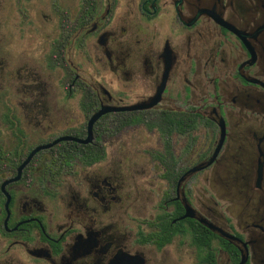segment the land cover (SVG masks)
<instances>
[{"label":"flooded vegetation","instance_id":"obj_1","mask_svg":"<svg viewBox=\"0 0 264 264\" xmlns=\"http://www.w3.org/2000/svg\"><path fill=\"white\" fill-rule=\"evenodd\" d=\"M37 1L55 24L48 51L39 31L38 55L64 81L46 102L26 63L21 91L35 101L0 113V264H175V240L196 264H264V0ZM151 99L18 171L38 147L85 140L101 107ZM140 132L155 137L146 163L165 185L154 205L123 151ZM185 206L204 223L181 218ZM191 222L207 243L192 244ZM173 231L162 246L146 240Z\"/></svg>","mask_w":264,"mask_h":264},{"label":"rangeland","instance_id":"obj_2","mask_svg":"<svg viewBox=\"0 0 264 264\" xmlns=\"http://www.w3.org/2000/svg\"><path fill=\"white\" fill-rule=\"evenodd\" d=\"M39 1L32 0L26 3L22 0H0V62L3 69L0 72V113L6 111H21V103H29L31 99L35 101V97H29L27 91H21V86L26 82V70H21L20 67L28 64V69L34 74L40 75V78L46 85V92L49 93L48 99H43L46 102L57 103L60 99L57 97L60 83L64 81L62 72L57 70L47 71L44 60L38 55L39 31L44 34V42L46 51L52 42V35L55 24L52 22V16L46 13L42 20L39 10ZM52 15V14H51ZM48 49V50H47ZM48 55L46 54V57ZM45 57V59H46ZM80 63V59H77ZM5 65V67H4ZM84 71V72H83ZM81 74L93 73L89 72L88 67H85ZM5 85V86H4ZM8 85V86H7ZM36 95L35 92H33ZM40 101V99H39ZM77 111V109H74ZM132 134V133H130ZM140 135L125 136L127 142L126 148L123 150L126 156L134 157L136 154V169L139 173L136 174V183L140 185L142 191L148 192L149 200L154 205L158 201V197L165 188L164 183L159 180V168L146 163L149 160L150 144L155 140V137L149 136L144 132ZM112 151H109L111 156ZM147 166L146 168H143ZM152 181V182H151ZM152 183V184H151ZM149 202V203H150ZM149 203L146 204V214H152L149 209ZM177 241L170 247L172 257L176 260L175 264H196V257L193 249L188 250V257L180 258Z\"/></svg>","mask_w":264,"mask_h":264},{"label":"water","instance_id":"obj_3","mask_svg":"<svg viewBox=\"0 0 264 264\" xmlns=\"http://www.w3.org/2000/svg\"><path fill=\"white\" fill-rule=\"evenodd\" d=\"M158 99H151L149 103L147 104H139V105H136V104H133V105H130V106H122V107H101L95 114H93L89 121H88V136L85 140H79V139H76V138H71V137H62V138H59L57 140H55L53 143L51 144H48L46 146H41V147H38L36 149H34L30 155L28 156V158L24 161V163L19 167L18 171L28 162V160L30 159V157L38 150L40 149H44V148H48L50 147L52 144H55L57 142H59L60 140H73V141H76V142H82V143H86L89 139H90V129H91V126L92 124L94 123V121L99 118L102 114H105L107 112H122V111H135V110H139V109H147V108H150L151 106H153L156 102H157ZM220 132L222 134L223 132V128H222V125L220 124ZM218 147L216 148V150L214 151L213 153V156H215L216 154V151H217ZM198 169H192L190 170L189 173H193V172H196ZM4 185V184H3ZM2 185V186H3ZM181 218H193L195 220H197L199 223L203 224L204 222L202 220H200L199 218H196L192 212V210L188 207V206H185V213L184 215L181 217ZM205 226L210 229L211 231H215L214 228H212L211 226L205 224ZM217 234L224 238L225 240L227 241H231L233 239H235L233 236L231 235H228V234H225V233H222V232H217ZM245 263V258L243 256L240 257V261L238 264H244Z\"/></svg>","mask_w":264,"mask_h":264},{"label":"trees","instance_id":"obj_4","mask_svg":"<svg viewBox=\"0 0 264 264\" xmlns=\"http://www.w3.org/2000/svg\"><path fill=\"white\" fill-rule=\"evenodd\" d=\"M199 226L196 225V223L191 222L189 224V232H190V239L192 240V244L196 247H199L201 244L207 243L208 238H203L202 236V232L198 229ZM178 231H173L171 235L165 236L164 238H159V237H148L146 238V240L148 241H158V246H162L164 244H167L170 242V240L172 239V236H174L175 234H177ZM234 261L237 262L238 261V257L235 256L233 257Z\"/></svg>","mask_w":264,"mask_h":264}]
</instances>
